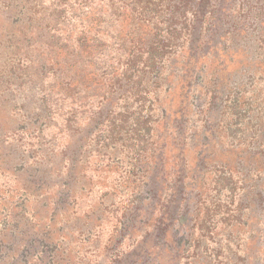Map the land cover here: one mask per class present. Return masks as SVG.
<instances>
[{
	"label": "rangeland",
	"instance_id": "obj_1",
	"mask_svg": "<svg viewBox=\"0 0 264 264\" xmlns=\"http://www.w3.org/2000/svg\"><path fill=\"white\" fill-rule=\"evenodd\" d=\"M0 264H264V0H0Z\"/></svg>",
	"mask_w": 264,
	"mask_h": 264
},
{
	"label": "trees",
	"instance_id": "obj_2",
	"mask_svg": "<svg viewBox=\"0 0 264 264\" xmlns=\"http://www.w3.org/2000/svg\"><path fill=\"white\" fill-rule=\"evenodd\" d=\"M169 26H170V25H169ZM141 51H142V52H146V51H144V48H143V47L141 48ZM146 53H147V52H146ZM151 60H152V61H150V65H154L155 62L158 60V57H157V56H156V57H153V56H152ZM148 66H149V65H148ZM126 67H128V68H129V67H132V64H130V61H129V60H128L127 63H126ZM141 71H142V70H141ZM142 72H143V71H142Z\"/></svg>",
	"mask_w": 264,
	"mask_h": 264
}]
</instances>
